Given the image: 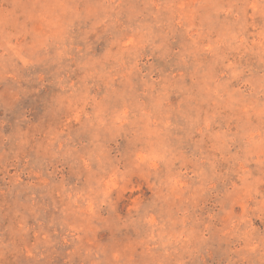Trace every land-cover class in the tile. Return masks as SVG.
<instances>
[{
	"label": "rangeland",
	"instance_id": "1",
	"mask_svg": "<svg viewBox=\"0 0 264 264\" xmlns=\"http://www.w3.org/2000/svg\"><path fill=\"white\" fill-rule=\"evenodd\" d=\"M0 264H264V0H0Z\"/></svg>",
	"mask_w": 264,
	"mask_h": 264
}]
</instances>
